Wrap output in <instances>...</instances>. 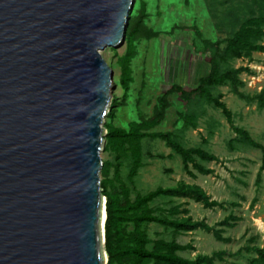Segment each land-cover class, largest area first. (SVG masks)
<instances>
[{
    "label": "water",
    "instance_id": "95a60500",
    "mask_svg": "<svg viewBox=\"0 0 264 264\" xmlns=\"http://www.w3.org/2000/svg\"><path fill=\"white\" fill-rule=\"evenodd\" d=\"M133 0H0V264H106L103 118Z\"/></svg>",
    "mask_w": 264,
    "mask_h": 264
},
{
    "label": "rangeland",
    "instance_id": "374dc122",
    "mask_svg": "<svg viewBox=\"0 0 264 264\" xmlns=\"http://www.w3.org/2000/svg\"><path fill=\"white\" fill-rule=\"evenodd\" d=\"M251 2L252 0H133L130 16H137L143 8L146 14L144 25L158 32V37L149 40L139 38L133 42L134 56L129 63L133 81L127 91L121 87V68L118 64V60L126 54L127 42L117 48L100 51L109 67L115 69L113 99L120 106L116 108L112 124L127 129L131 121L151 117L157 98L171 84H179L185 91L193 90L197 78L208 71L210 55L203 49L201 41H217L229 36L235 29L230 21L234 18L240 21L245 17L247 10L254 8ZM230 66H247L252 72L240 75L243 82L240 91L244 94L251 96L264 88V53L254 54L251 63L245 59L235 60ZM212 92L223 94L222 102L231 111L233 124L246 130L255 142L264 147V109L259 110L254 103L247 104L239 100L227 87L213 88ZM168 101L171 107L166 111L164 121L152 131L179 133L182 120L178 114L189 111L199 113L203 110L205 115L198 118L196 130H188L178 141L185 148L201 147L220 161H199L214 173L203 176L190 168L196 176L192 179L183 171L180 157L165 147L162 140L145 139L142 141L144 167L139 169L132 185L126 180L129 161L126 158L120 159V179L130 188V199H134L137 194L144 195L156 187H173L178 182L194 184L212 200L221 203L222 209L207 210L191 200L168 198L156 199L150 203V207L157 209L156 214L161 215L160 210L180 204L193 221H204L209 226H215L229 214L239 217L240 221L234 228L224 229L223 237L229 238V243L217 242L210 234L200 230L173 236L170 230L155 224L144 226L146 235L152 240L174 238L179 244L191 243L195 251L180 253L182 257L189 259L198 254L211 255L215 251L234 253L246 246L250 238L255 239L252 245L264 247V171L259 186L254 184L260 165V151L234 142V151L231 152L227 143L235 135L225 118L220 110L203 104L196 96L185 102L177 93H173ZM107 122L108 117L105 116L102 123L104 135L106 130L103 125ZM208 123H213L212 136L207 133ZM202 138L206 140V144L201 142ZM103 145L101 161L113 162V155L106 153ZM112 173L111 170L110 178ZM253 199L255 203L251 206ZM131 229V225H128L127 230ZM252 256L242 252L239 256H226L222 262L215 261V264H248Z\"/></svg>",
    "mask_w": 264,
    "mask_h": 264
},
{
    "label": "trees",
    "instance_id": "16d2710c",
    "mask_svg": "<svg viewBox=\"0 0 264 264\" xmlns=\"http://www.w3.org/2000/svg\"><path fill=\"white\" fill-rule=\"evenodd\" d=\"M251 5L254 8L247 10L246 16L241 18L240 21L237 18L230 21L235 29L230 32L229 36L217 41H201L203 49L210 55L208 71L197 78L193 90L185 91L179 84H171L157 98L151 117L131 121L127 129L112 124L116 108L120 105L115 99L111 101L109 111L105 115L108 117V122L103 125L106 130V134L103 136V150L113 155L114 158L113 162L102 161L100 170V188L101 195L105 198L106 213L104 222L106 264H215V261L222 262L226 256L235 257L241 255L242 252L253 255L248 264H264V247L252 245L255 241L254 238H250L246 246L239 248L234 253L215 251L211 255L198 254L193 259L179 255V253L195 251V247L191 243L180 245L174 238L171 240H152L148 238L144 226L155 224L163 229L170 230L173 236L200 230L210 234L217 242L229 243L230 239L223 237L224 229L234 228L240 218L229 214L216 223L215 226H209L204 221H193L188 216V211L182 208L180 204L173 205L167 210H160L161 215H157V209L150 207V203L159 198L187 199L207 210L222 209L223 205L212 200L199 186L183 182H178L173 187H156L144 195L137 194L131 200L130 188L121 181L119 171L121 167L120 159L126 158L129 161L126 180L132 185L139 169L144 167L142 141L145 139L151 141L159 139L163 141L165 147L180 157L182 169L190 177H195L190 168L203 176L214 173L212 169L200 163L219 162L220 160L214 154L201 147L185 148L178 141V138L183 137L186 131L196 130L198 118L205 115L203 110L199 113L189 111L178 114L182 120L179 133L175 131H152L164 121L166 111L171 107L168 97L173 93H177L185 102L196 96L203 104L220 110L230 130L235 135V138L227 143L231 152L234 151L232 146L234 142L260 151V165L254 181L255 186H259L261 174L264 171V147L255 142L246 130L233 124L232 113L222 102L223 94L220 92L213 94L212 92L213 88L227 87L230 93L239 100L247 104L254 103L259 110L264 109V88L251 96L240 91V88L243 87L240 75L244 73L252 74L250 69L247 66L237 68L230 66V63L235 60L245 59L248 63H251L253 54L264 53V0H252ZM145 18L146 14L143 8L139 10L137 16L131 17L129 15L127 18L125 31L127 51L118 60L121 68L120 84L125 91L128 90L129 84L133 81L129 68L130 60L134 56L133 42L139 38L149 40L158 37V32H154L144 25L143 20ZM125 98L126 96H124ZM213 123H208L207 126L209 136L213 135ZM201 142L206 144L204 138L201 139ZM168 157L171 158V155ZM111 170L113 173L110 178ZM254 203L255 199L252 200L251 206ZM128 225L132 227L130 231L127 230Z\"/></svg>",
    "mask_w": 264,
    "mask_h": 264
},
{
    "label": "bare ground",
    "instance_id": "6f19581e",
    "mask_svg": "<svg viewBox=\"0 0 264 264\" xmlns=\"http://www.w3.org/2000/svg\"><path fill=\"white\" fill-rule=\"evenodd\" d=\"M105 218H106V213H105V198H104L103 199L102 232H103V228H104Z\"/></svg>",
    "mask_w": 264,
    "mask_h": 264
},
{
    "label": "crops",
    "instance_id": "0c3cea01",
    "mask_svg": "<svg viewBox=\"0 0 264 264\" xmlns=\"http://www.w3.org/2000/svg\"><path fill=\"white\" fill-rule=\"evenodd\" d=\"M255 54H256V53H255ZM258 54H259V53H258ZM253 55H254V54H253ZM253 55H252V56H253ZM190 130H191V129H190ZM192 131H194V130H192ZM186 132H187V131H186ZM186 132H185V133H186ZM197 174H198V173H197ZM194 175H195V174H194ZM208 176H209V175H208ZM195 178H196V176H195L194 178H192V179H195ZM189 185H191V184H189ZM192 185H194V184H192ZM186 200H187V199H186ZM186 234H187V233H186ZM180 235H181V234H180ZM177 236H178V235H177ZM177 243H178V242H177ZM178 244H179V243H178ZM180 245H184V244H180ZM179 255H180V253H179Z\"/></svg>",
    "mask_w": 264,
    "mask_h": 264
}]
</instances>
